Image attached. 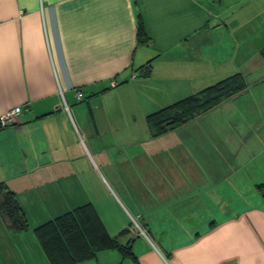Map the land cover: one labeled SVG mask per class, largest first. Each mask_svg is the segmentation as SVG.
<instances>
[{"label": "crops", "instance_id": "obj_1", "mask_svg": "<svg viewBox=\"0 0 264 264\" xmlns=\"http://www.w3.org/2000/svg\"><path fill=\"white\" fill-rule=\"evenodd\" d=\"M236 74L243 93L114 148L129 165L123 180L143 197L129 196L126 213L118 206L120 218L94 208L135 259L109 248L76 264H264V0H0V118L21 109L0 128V182L30 225L15 234L0 216V264H51L34 230L76 203L47 219L38 189L57 185L62 196L76 178L65 131L78 92L92 94L91 141L100 123L115 122L103 109L123 107H94L104 94L191 96Z\"/></svg>", "mask_w": 264, "mask_h": 264}, {"label": "rangeland", "instance_id": "obj_2", "mask_svg": "<svg viewBox=\"0 0 264 264\" xmlns=\"http://www.w3.org/2000/svg\"><path fill=\"white\" fill-rule=\"evenodd\" d=\"M141 72L138 78H150L148 75L149 70ZM137 89L140 91H137ZM137 89L136 91L131 89L119 93L118 91H112L104 94L94 102V107L96 105L97 107L105 106L108 101H116L123 107L118 108V105H115V108L103 109L99 117L102 118L108 109L106 115L114 118L115 122L105 125L104 122L100 123L102 129L98 132V135H93L91 141L86 135V129L90 127L89 123L91 122V111H89L86 102L92 94L84 92L82 99L78 100L75 105H70L75 119H71L68 115V122L73 127V132L65 131L66 154L74 156L70 158L72 161L68 162L78 170L76 169L77 174L73 182L66 184V196L64 194L60 196L57 185H54V188L51 189L45 187L38 189V192L44 191L43 196H41V204L44 211H46L47 219H53L58 214L63 213L66 210L65 207L68 208L70 204L74 203H76V208L86 205H91L94 208L97 203L106 215L120 218L123 217L121 209L126 213L122 203L129 199V196L133 198L135 204L138 203L139 197H143L142 194L139 195L138 193L137 187L139 186L123 180L129 165L123 160L125 156L122 155L121 151L118 152L114 148L121 143L130 144L132 134L136 135L140 131L153 132L154 127H150V115L164 111L170 105L190 96L188 93L179 94L172 90L169 91L170 89H164L157 93H153L148 89L146 91L143 88ZM190 94H192L191 96L194 95L192 92ZM109 105L113 106V104ZM164 113V116H166L170 113V110L167 109ZM156 117L155 121H161L162 116L158 114ZM122 118L124 121H122ZM152 121H154V118ZM120 159L122 161H119ZM50 179H52V176ZM132 181L137 182L138 180L133 179ZM61 202L66 203L65 207L60 206ZM129 209L133 211L131 207Z\"/></svg>", "mask_w": 264, "mask_h": 264}, {"label": "trees", "instance_id": "obj_3", "mask_svg": "<svg viewBox=\"0 0 264 264\" xmlns=\"http://www.w3.org/2000/svg\"><path fill=\"white\" fill-rule=\"evenodd\" d=\"M142 24L139 26V38L143 36ZM248 85L241 74H236L214 86L178 101L164 111L149 116L150 127L158 136L175 127H180L195 117L208 113L226 101L243 93ZM162 116L161 121H155L156 116ZM154 118V121H152ZM0 128L1 127L0 125ZM264 190V186L260 187ZM0 216L8 230L12 233H24L30 229L26 214L15 192L6 184L0 182ZM51 264H76L92 259L104 249L116 248L123 258H134L129 245H120L106 231L95 208L91 205L77 207L59 216L55 220L34 230ZM135 259V258H134Z\"/></svg>", "mask_w": 264, "mask_h": 264}, {"label": "built area", "instance_id": "obj_4", "mask_svg": "<svg viewBox=\"0 0 264 264\" xmlns=\"http://www.w3.org/2000/svg\"><path fill=\"white\" fill-rule=\"evenodd\" d=\"M77 98H78V100L82 99L83 98V93L82 92H78L77 93ZM20 112H21V109H15V110L7 113L6 115L2 116L0 118L1 127L6 128V127L14 125L16 123V121H17V117L20 114Z\"/></svg>", "mask_w": 264, "mask_h": 264}, {"label": "flooded vegetation", "instance_id": "obj_5", "mask_svg": "<svg viewBox=\"0 0 264 264\" xmlns=\"http://www.w3.org/2000/svg\"><path fill=\"white\" fill-rule=\"evenodd\" d=\"M155 136H158V134H157V133H155Z\"/></svg>", "mask_w": 264, "mask_h": 264}]
</instances>
